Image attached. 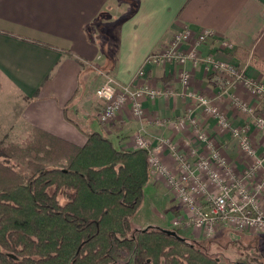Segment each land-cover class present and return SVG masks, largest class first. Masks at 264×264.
<instances>
[{
  "label": "crops",
  "instance_id": "0c3cea01",
  "mask_svg": "<svg viewBox=\"0 0 264 264\" xmlns=\"http://www.w3.org/2000/svg\"><path fill=\"white\" fill-rule=\"evenodd\" d=\"M185 28L196 36L212 32L197 44L200 55L239 66L264 82V71L250 62L252 56L264 62V0H0V143L8 137L28 140L37 126L78 145L86 142V133L100 132L118 148L135 149L133 138L144 129L154 143L171 137L180 148L189 149L193 133L178 123L197 103L181 82L183 67L145 63L149 54L165 48ZM191 42L185 47L194 39ZM186 68L193 76L191 89L218 96L230 121L249 127L263 152L264 137L252 118L231 104V96L238 94L262 111L264 99L241 87L221 86L203 64L189 63ZM108 78L120 84H148L166 95L143 98V119L125 107L103 126L98 120L102 100L95 90ZM196 112L208 136L241 171L247 162L236 138L214 116L200 108ZM163 158L173 163L167 152ZM164 187L168 189L156 177L145 190L154 189L159 196Z\"/></svg>",
  "mask_w": 264,
  "mask_h": 264
},
{
  "label": "trees",
  "instance_id": "16d2710c",
  "mask_svg": "<svg viewBox=\"0 0 264 264\" xmlns=\"http://www.w3.org/2000/svg\"><path fill=\"white\" fill-rule=\"evenodd\" d=\"M86 135L78 145L35 126L26 146L0 149L28 171L0 160V264H222L179 230L136 229L152 178L147 152ZM235 264H264V247Z\"/></svg>",
  "mask_w": 264,
  "mask_h": 264
},
{
  "label": "built area",
  "instance_id": "2783aa9c",
  "mask_svg": "<svg viewBox=\"0 0 264 264\" xmlns=\"http://www.w3.org/2000/svg\"><path fill=\"white\" fill-rule=\"evenodd\" d=\"M212 35L207 31L196 36L190 28H185L176 33L165 48L152 52L145 60L146 64L169 63L183 67L181 82L187 88V96L197 103L188 115L181 116L178 123L179 128H190L193 133L189 149L180 148L171 137H161L154 143L147 138L144 129L134 136L133 146L147 152L152 178L161 177L180 204L172 221L173 229L189 232L195 239L212 238L222 228L264 233V151L260 152L255 146L249 127L234 125L230 121L217 103L218 96L211 97L191 89L193 76L186 65L203 64L221 86L241 87L256 98L264 99V82L247 76L239 66L200 55L197 44ZM193 39L194 44L186 48ZM95 94L102 100L98 120L103 126H107L125 107H130L134 117L143 119L146 115L143 98L166 95L164 90L148 84H120L113 78L97 87ZM231 104L249 115L255 130L264 137V112L258 104H251L235 93L231 96ZM197 108L214 116L217 124L236 138L237 147L247 162L241 171L231 165L208 136ZM165 152L172 158V164L163 158Z\"/></svg>",
  "mask_w": 264,
  "mask_h": 264
},
{
  "label": "rangeland",
  "instance_id": "374dc122",
  "mask_svg": "<svg viewBox=\"0 0 264 264\" xmlns=\"http://www.w3.org/2000/svg\"><path fill=\"white\" fill-rule=\"evenodd\" d=\"M264 112V110H263ZM21 142L17 138L8 137L1 141L0 149H4L11 145L26 146L32 139ZM1 161H7L20 173L28 174L26 164H20L14 159H4L0 156ZM28 160V159H26ZM164 191L159 192V196L154 193V189L146 191V200L133 219L134 227L146 228L148 226H158L165 229L175 230L172 227L173 218L178 214L180 204L172 196L169 188L164 187ZM148 190V189H147ZM153 190V191H152ZM157 191V189H156ZM160 197L161 201H160ZM165 206L168 211H165ZM161 218L163 220H161ZM180 232V231H179ZM184 237L194 240L195 238L189 232L181 231ZM197 240L206 246L213 255L217 256L222 264H235L238 259L243 258L247 254L253 253L256 250H261L264 247V233H249L240 232L231 228H222L212 238H200Z\"/></svg>",
  "mask_w": 264,
  "mask_h": 264
},
{
  "label": "water",
  "instance_id": "95a60500",
  "mask_svg": "<svg viewBox=\"0 0 264 264\" xmlns=\"http://www.w3.org/2000/svg\"><path fill=\"white\" fill-rule=\"evenodd\" d=\"M170 233L176 235V231L175 230H169Z\"/></svg>",
  "mask_w": 264,
  "mask_h": 264
}]
</instances>
